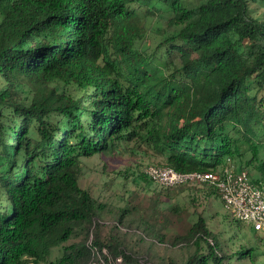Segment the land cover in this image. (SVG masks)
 I'll list each match as a JSON object with an SVG mask.
<instances>
[{
	"label": "trees",
	"instance_id": "trees-1",
	"mask_svg": "<svg viewBox=\"0 0 264 264\" xmlns=\"http://www.w3.org/2000/svg\"><path fill=\"white\" fill-rule=\"evenodd\" d=\"M254 4L264 0H0V264H40L57 247L51 264H89L105 247L133 262L117 241L86 244L104 207L80 186L83 159L134 143L176 171L212 172L244 141L255 160L264 21ZM162 7L169 34L146 27ZM182 239L196 249L177 264H221L201 218Z\"/></svg>",
	"mask_w": 264,
	"mask_h": 264
},
{
	"label": "rangeland",
	"instance_id": "rangeland-1",
	"mask_svg": "<svg viewBox=\"0 0 264 264\" xmlns=\"http://www.w3.org/2000/svg\"><path fill=\"white\" fill-rule=\"evenodd\" d=\"M159 11L150 12L146 27L151 32L164 30L169 34L172 30L167 28V22L172 15L164 7ZM249 13L264 21L263 5H252ZM151 39V35L147 36L144 43L154 44ZM24 90L23 95L19 94L22 99L31 96L29 89ZM49 90L44 87L38 89L41 92ZM255 143V160H250L253 154L244 141L240 145L242 156L235 158L236 165L244 167L252 179L262 175L258 167L264 163V136H258ZM249 161L250 164H247ZM162 163L155 153L136 149L134 143H123L115 150L83 159L80 186L104 207L89 230L86 244L90 247L95 237L104 245L111 240L117 241L123 252L133 260L132 263H125L122 257L113 260V253L105 247L102 254L92 250L89 264H170L171 261L177 264L196 249L191 240L185 242L182 238L199 218L203 220L208 233L216 238L221 264H252L250 255L256 264H264V232H254L234 220L223 207L214 188L180 186L167 189L143 178L146 165ZM84 238V231L75 232L64 245ZM207 241L216 246L211 237ZM242 250L250 251V255L246 253L247 257L240 260L238 254ZM207 254V244L200 242V261L206 259ZM61 256L62 247L53 248L50 256L40 264H51ZM206 261V264H214L211 259Z\"/></svg>",
	"mask_w": 264,
	"mask_h": 264
},
{
	"label": "built area",
	"instance_id": "built-area-1",
	"mask_svg": "<svg viewBox=\"0 0 264 264\" xmlns=\"http://www.w3.org/2000/svg\"><path fill=\"white\" fill-rule=\"evenodd\" d=\"M143 173L152 183L167 189L210 186L234 220L254 232H264V182L252 179L232 159L228 158L220 169L212 172H179L169 166L148 164Z\"/></svg>",
	"mask_w": 264,
	"mask_h": 264
}]
</instances>
